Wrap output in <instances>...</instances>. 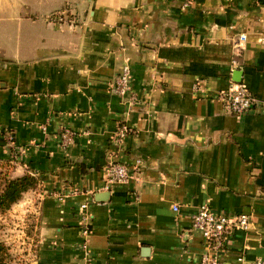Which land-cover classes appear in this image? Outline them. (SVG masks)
Listing matches in <instances>:
<instances>
[{
    "label": "crops",
    "instance_id": "0c3cea01",
    "mask_svg": "<svg viewBox=\"0 0 264 264\" xmlns=\"http://www.w3.org/2000/svg\"><path fill=\"white\" fill-rule=\"evenodd\" d=\"M185 2L0 0V154L39 180L29 264L198 262L202 204L251 215L226 259L264 258V0ZM126 64L135 104L112 90ZM231 84L250 112H226ZM138 159L139 180L105 186L111 162Z\"/></svg>",
    "mask_w": 264,
    "mask_h": 264
},
{
    "label": "built area",
    "instance_id": "2783aa9c",
    "mask_svg": "<svg viewBox=\"0 0 264 264\" xmlns=\"http://www.w3.org/2000/svg\"><path fill=\"white\" fill-rule=\"evenodd\" d=\"M193 0H186L184 6L188 7ZM69 14L67 10L55 12L48 18L51 22H63L65 15ZM242 34L240 39H244ZM114 93L122 97H127L132 104L137 102V96L132 88V71L129 64L124 65L121 72L112 84ZM218 98L223 102L227 113L234 115H244L250 112L255 104L256 97L244 84H231V86L221 91ZM131 132V128L124 124L117 133V140L123 141ZM75 137V132L69 128H63L61 139L64 145L70 144ZM10 142L15 140L13 134L8 133ZM142 166V160L138 159L134 165H128L123 162H111L106 168L105 186L110 188L117 184L128 183L132 180H139V173ZM88 202L80 207V214L84 224L85 232L90 231L89 214L87 213ZM179 206H173L175 212L179 211ZM252 218L247 213H228L217 212L208 204H202L192 215V227L202 233L206 250L198 262L190 264H264V258L255 260L247 259L244 254L238 255L234 260L226 259V241L227 238L239 230H248ZM86 246V245H85Z\"/></svg>",
    "mask_w": 264,
    "mask_h": 264
},
{
    "label": "rangeland",
    "instance_id": "374dc122",
    "mask_svg": "<svg viewBox=\"0 0 264 264\" xmlns=\"http://www.w3.org/2000/svg\"><path fill=\"white\" fill-rule=\"evenodd\" d=\"M2 160L13 161L0 154V189L4 187L5 173L16 175V170L6 169ZM16 164L15 161L12 162ZM40 197L30 190L23 198L5 213L0 214V241L7 248L8 264H29L35 254L36 219Z\"/></svg>",
    "mask_w": 264,
    "mask_h": 264
},
{
    "label": "trees",
    "instance_id": "16d2710c",
    "mask_svg": "<svg viewBox=\"0 0 264 264\" xmlns=\"http://www.w3.org/2000/svg\"><path fill=\"white\" fill-rule=\"evenodd\" d=\"M2 166L6 169H15V165L9 160H2ZM5 176L4 187L0 189V214L10 210L23 198L25 193L36 189L39 184L38 178L30 173L18 176L5 173ZM7 256V248L0 241V264H8Z\"/></svg>",
    "mask_w": 264,
    "mask_h": 264
}]
</instances>
